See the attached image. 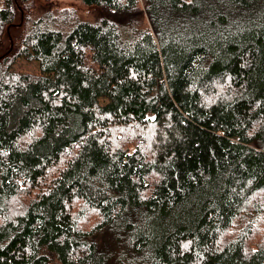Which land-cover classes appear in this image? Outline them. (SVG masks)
Returning a JSON list of instances; mask_svg holds the SVG:
<instances>
[{"label": "trees", "instance_id": "obj_1", "mask_svg": "<svg viewBox=\"0 0 264 264\" xmlns=\"http://www.w3.org/2000/svg\"><path fill=\"white\" fill-rule=\"evenodd\" d=\"M71 1L0 0V264H264V0Z\"/></svg>", "mask_w": 264, "mask_h": 264}, {"label": "rangeland", "instance_id": "obj_2", "mask_svg": "<svg viewBox=\"0 0 264 264\" xmlns=\"http://www.w3.org/2000/svg\"><path fill=\"white\" fill-rule=\"evenodd\" d=\"M41 1V0H39ZM53 2L57 5V6H69V7H75L77 9H80L81 13H85V7L82 6L78 1H71V0H53ZM17 33V30L13 29V34L15 35ZM9 43H10V48L12 46V42L10 40L6 41L5 43V47L0 51V54L3 53L4 51H6L9 48ZM13 68L16 70H22V71H27V72H34L37 73L38 72V67H37V63L36 62H29L26 61L24 59H19L14 65ZM129 134V133H128ZM225 237V236H224ZM224 237H221L220 240L217 242V247L222 245V239Z\"/></svg>", "mask_w": 264, "mask_h": 264}]
</instances>
